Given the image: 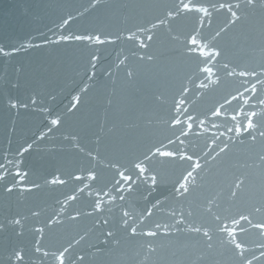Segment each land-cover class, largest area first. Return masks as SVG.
I'll list each match as a JSON object with an SVG mask.
<instances>
[{
	"label": "water",
	"instance_id": "1",
	"mask_svg": "<svg viewBox=\"0 0 264 264\" xmlns=\"http://www.w3.org/2000/svg\"><path fill=\"white\" fill-rule=\"evenodd\" d=\"M174 2L176 0H100L97 7L90 8V0H0V46H24L11 58H0V155L14 154L22 145L32 144L22 158L23 169L29 173L27 185L40 186L30 192L17 187L8 193L4 186L12 178L0 182V224H7L17 215L26 218L22 221L23 229L8 226L0 230V264H8L15 248L27 250L26 260L31 258L35 264H40V256L32 255L39 238L33 231L35 227H44L42 251L62 250L71 243L70 257L74 264H238L231 246L222 243L228 238L215 232L209 214L201 205L206 198L214 197L216 204L231 214L237 211L246 214L257 205L264 195V163L260 160L264 155V142L258 140L253 144L247 134L237 138L234 132H227V128L233 127L230 117L239 111L241 102L232 100L225 104V100L236 94L242 78L226 77L221 64L213 62L209 67L220 76L219 83H210L207 89L197 88L205 74L198 72L193 58L183 54L184 37L198 25L197 16H181L158 26L153 30L154 39L147 49H140L138 42L125 39L103 46L43 42L45 38L56 40L62 33L80 34L85 30L123 32L127 36V30L135 31V25L147 27L150 22L155 23V18L162 16L161 5ZM240 2L243 4L244 0ZM262 3L264 0H257L255 8L243 9L241 20L228 26L215 41L211 38L229 19L223 10L213 13L210 25L205 20L201 30L205 40L225 52L233 67L239 65L237 71L251 68L259 71L264 65ZM85 8L88 11L78 15ZM69 15L74 21L61 28L62 21ZM138 35L146 41L143 34ZM173 36L177 39H172ZM29 43L39 46L28 47ZM93 54L99 55L100 61L90 80L93 70L89 61ZM148 55L153 56V60L140 59ZM129 70L133 72L132 77L127 75ZM189 77H192L191 82ZM211 80L215 81V76ZM85 85L88 89L82 92ZM182 85L190 89L191 114L205 119L203 127H193L183 146L189 154L199 156L201 164L207 159L205 169L199 171L194 195L187 200L173 199L172 181L181 170L188 168V162L159 158L152 166L163 179L155 190L146 183L134 185L131 192L113 189L115 172L105 167L107 158L130 159L152 143L171 136L176 130L169 129L163 121ZM76 95L81 96V103L76 110L66 112V106L70 107ZM260 95L264 98V93ZM157 96L162 99L157 100ZM33 97L37 99L35 105L31 103ZM11 101L28 106L12 108ZM220 105H224L222 112L226 115L212 117L210 110ZM43 108L65 115L59 127L39 139L40 132L48 131L53 118L43 112ZM244 108L259 112L261 106L252 100ZM213 124L218 127H212ZM72 136L78 137L86 150H94L95 138L100 136V162L91 161L79 152L73 146ZM214 139L219 147H223L222 142L229 143L230 147L226 153L212 159L219 151L212 143ZM205 153L209 155L205 157ZM93 165L100 174L92 186L93 193L103 189L116 199L101 193L102 210L93 212L95 196H88L87 192L77 194L79 198L69 201L64 205L65 211L57 215L65 197L73 194L74 187L82 185H52L46 181L54 174L62 173L61 178H66L81 167ZM128 174L135 179V172ZM237 180L243 181L239 189L235 188ZM233 191L235 196H232ZM120 195L125 199L120 200ZM157 200L161 204L153 209L151 216L146 215ZM189 209L197 224L204 223L213 229L211 249L207 247L206 238L191 232L187 225H180V230H176L171 212ZM76 211L81 215L75 220L69 219ZM124 211L130 213L129 225L136 228L135 235L131 234L130 227L123 225ZM32 212L39 215L34 217ZM260 218L258 215L257 219ZM105 219L107 225L103 224ZM49 220L59 223L50 225ZM157 223L162 225L157 236L144 235L147 231H157L154 227ZM21 231L23 234L18 235ZM109 232L112 236L107 235ZM238 239L245 242L248 258L258 257L254 264H264L257 248L259 243H264V236L249 230ZM78 257H83L82 262ZM44 264L54 262L49 256Z\"/></svg>",
	"mask_w": 264,
	"mask_h": 264
},
{
	"label": "snow or ice",
	"instance_id": "2",
	"mask_svg": "<svg viewBox=\"0 0 264 264\" xmlns=\"http://www.w3.org/2000/svg\"><path fill=\"white\" fill-rule=\"evenodd\" d=\"M100 0H90L89 7L95 8L99 5ZM257 0H244L242 4L240 0H176V2L171 4L161 5L162 16L155 18V23H149V26L144 25H135V31L128 29V35L124 36L123 32L112 33L104 32L100 30H85L84 32L77 34L75 32H66L62 33L57 37L56 40H50L45 38L44 43H60V42H80L86 45H95L103 46L106 44H114L122 39H125L130 42L139 44L140 49H147L150 46V42L153 41L154 35L153 30L157 29L158 26H164L169 24L171 20H174L181 16L196 15L198 18V25L195 26L186 36L184 37L185 43L183 46V54L193 58L196 63V68L199 73L205 74L204 80H201L197 84L199 89H207L210 83H219L220 76L213 71V67H209L213 62L221 64L224 75L228 78L239 77L242 78V83L240 88L236 89V94L231 96V99L225 100V104H230L232 100L240 101L239 111L231 115L230 119L233 122V127L227 128L228 133H235L237 138L247 134V138L251 143H256L258 140L264 142V98L261 97V93H264V65L260 66L259 71L255 68L243 69L237 71L239 65L235 67L232 66L231 61L227 59L225 52L218 47L216 44L211 41H207L201 35V30L204 27L205 20L208 21L209 25L211 24V18L214 12L224 11L229 19L224 28H221L220 31H217L215 35L211 38L212 41H215L221 36V33L224 32L228 26L234 25L239 22L242 18V12L245 8H255ZM264 7V3L261 4ZM88 9L85 8L84 12L78 13L82 16ZM74 17L69 15L66 19L62 21L60 25L61 28H66L70 22L74 21ZM171 33V28H169ZM143 34L146 37L141 39ZM172 39H177L173 36ZM28 47H38L39 45H33L29 43ZM24 46L19 47L12 46H0V58L9 59L16 53L22 50ZM140 59H147L148 61L153 60V56H141ZM100 61L99 55L93 54L90 58L89 65L93 70L89 79L91 80L95 76V69L97 64ZM123 63V61H121ZM127 75L129 77L133 76L131 70L128 71ZM215 76V81L211 80V77ZM198 79V77H197ZM189 81H192V77H189ZM205 81H208L207 83ZM88 86L85 85L82 92H86ZM190 89L187 86L182 85L181 88L177 91L176 95L173 97L171 104L168 106V117L163 121L169 129H173L179 132V135H176V131L172 132L171 136H165L162 140L152 143L144 151L133 156L130 159L121 158L113 156L112 158H107V163L105 167L114 170L115 176L112 181V188L117 191H128L133 190L134 185L138 183L148 184L151 190H155L163 179L161 173L154 168L153 162L159 158L161 161H180L188 162V168H184L180 171L179 175L172 181V193L173 199L187 200L189 197L194 195V191L197 187V178L199 176V171H203L207 165V159H205L204 164H201L200 157L195 153L189 154L187 149L183 146L187 137L192 133L194 126L203 127L205 124V119H200L199 115L191 114V109L189 107L190 101L188 99V93ZM157 100L162 98L157 96ZM252 100H256L257 104L261 106L259 112L255 110L246 111L244 106L249 105ZM33 105L37 104V99L33 97L31 99ZM81 103V96L76 95L72 97L70 101V107L66 106V112H71L78 108V105ZM10 106L12 108L23 107L26 108L27 104H21L17 101H11ZM224 105L215 107L211 111V116L219 118L222 115H226L222 112ZM43 112L47 113L53 118L49 121L50 127L47 132H40L39 139H43L50 133L53 128L59 127L62 122L65 113L53 112L50 108H43ZM212 127H218V125L213 124ZM224 135V133H221ZM184 137V139H181ZM74 143V147L91 161L100 162L101 153V137L96 136L95 144L96 148L94 150H86L84 147H81L78 137L72 136L70 138ZM232 138L229 137V140ZM166 141V143L164 142ZM243 142V141H241ZM216 147L219 148V151L216 152V155L212 157L215 159L223 153H226L229 150V143L222 142L223 147H219L217 141L214 139L212 141ZM32 148V144H27V146L19 147L14 154L5 153L0 155V182L5 181L8 177H11L12 180L10 183L4 186V191L11 193L19 187L23 192H30L33 189H38L40 186L32 183L30 186L27 185L28 171L23 169V161L25 153H27ZM215 151V149H214ZM95 152V154H94ZM205 157L209 154L205 153ZM260 160L264 163V155L260 156ZM129 172H135V179L133 176L128 174ZM62 173L54 174L51 180H47L46 183L52 185H67L72 183L74 185H82L74 187L72 195L65 197L63 203L60 206V213L65 211L64 205L68 204L69 201H76L79 196L77 194L83 195L87 192L88 196H95V199L92 204L93 212H99L102 210L103 201L100 199L101 193L104 196H108L110 199L115 200L116 197H112L110 192H106L103 189H100L93 193L92 186L99 179V172L96 169V166L92 167H81L77 170L75 174H68L66 178H61ZM87 181V183H85ZM242 180L235 181V188L239 189ZM107 187V185H106ZM236 192H232V196H235ZM120 200H124L123 195L119 196ZM161 204L160 200H157L152 208L147 210L146 215L151 216L153 209L157 208ZM204 212L208 213L210 216V223L214 225L215 232L227 237L228 239L222 241L227 245H230L234 255L238 259V264H254V261L258 259L256 256L248 258L246 255V245L245 242L238 239L240 234L247 233L249 230L257 231L261 236H264V195L261 196L259 203L250 211L245 212L237 211L235 214H231L228 209H221L218 204L215 202V198L208 199L206 198L203 204ZM32 216L36 217L39 215L38 212H32ZM81 213L79 211L75 212V215L70 216L69 219H77ZM260 216V219H257V216ZM123 216V225L126 228L130 227L131 234H136V228L129 225L130 213L124 211ZM194 213L191 209L187 212L176 211L171 212V217L174 221L176 230H180V225H187L188 229L191 232L202 234L207 241V247L212 248L213 229L207 227L204 223L197 224L194 219H192ZM178 217V218H177ZM26 219L19 215L9 219L7 224H0V230H6L8 226H16L23 229L22 221ZM141 221L143 217L140 218ZM50 225L53 223H59L58 220H49ZM103 224L107 225L108 220L105 219ZM155 229L157 231H147L144 233L146 236L155 237L158 234V231L161 229L162 225L157 223L155 224ZM163 228H169V225H163ZM34 233L38 234L39 238L35 241V246L32 249V255L40 256V264H44L45 258L49 256L52 258L54 264H74L70 257V250L72 249V244L69 243L67 247H62L56 251H42L41 240L44 236V227H35L33 229ZM22 235L23 232L17 233ZM108 236H112V233H107ZM83 239V237L81 238ZM78 243V241H77ZM257 248L260 249V257L264 258V243H259ZM29 256V252L23 248H15L11 251L8 264H35L31 258L26 260V257ZM82 262L83 257L77 258Z\"/></svg>",
	"mask_w": 264,
	"mask_h": 264
}]
</instances>
